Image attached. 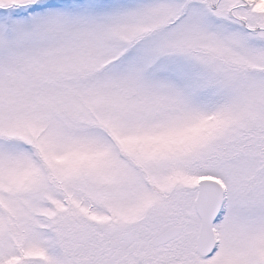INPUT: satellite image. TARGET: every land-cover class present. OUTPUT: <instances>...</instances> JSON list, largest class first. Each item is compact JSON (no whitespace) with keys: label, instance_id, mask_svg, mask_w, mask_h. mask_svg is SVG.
<instances>
[{"label":"snow or ice","instance_id":"6c2138e0","mask_svg":"<svg viewBox=\"0 0 264 264\" xmlns=\"http://www.w3.org/2000/svg\"><path fill=\"white\" fill-rule=\"evenodd\" d=\"M0 264H264V0H0Z\"/></svg>","mask_w":264,"mask_h":264}]
</instances>
